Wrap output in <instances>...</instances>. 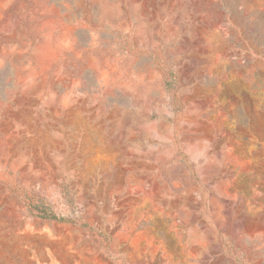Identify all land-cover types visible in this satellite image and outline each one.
<instances>
[{
    "label": "rangeland",
    "instance_id": "1",
    "mask_svg": "<svg viewBox=\"0 0 264 264\" xmlns=\"http://www.w3.org/2000/svg\"><path fill=\"white\" fill-rule=\"evenodd\" d=\"M0 264H264V0H0Z\"/></svg>",
    "mask_w": 264,
    "mask_h": 264
}]
</instances>
